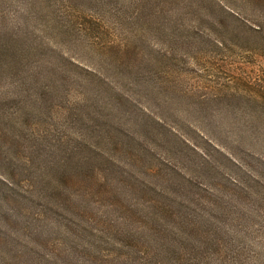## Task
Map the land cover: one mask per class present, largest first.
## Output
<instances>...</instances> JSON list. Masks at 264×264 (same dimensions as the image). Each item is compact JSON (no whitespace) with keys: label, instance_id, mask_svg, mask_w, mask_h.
<instances>
[{"label":"rangeland","instance_id":"obj_1","mask_svg":"<svg viewBox=\"0 0 264 264\" xmlns=\"http://www.w3.org/2000/svg\"><path fill=\"white\" fill-rule=\"evenodd\" d=\"M0 264H264V0H0Z\"/></svg>","mask_w":264,"mask_h":264}]
</instances>
